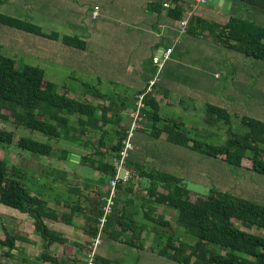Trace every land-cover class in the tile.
Segmentation results:
<instances>
[{"label":"trees","instance_id":"obj_1","mask_svg":"<svg viewBox=\"0 0 264 264\" xmlns=\"http://www.w3.org/2000/svg\"><path fill=\"white\" fill-rule=\"evenodd\" d=\"M169 2L172 4L170 8L165 7V0L151 2L148 8L157 12L166 9L167 15L177 21H182L192 13L187 34L194 37L212 36L227 49L264 60L263 25L208 5H200L195 10L193 5L196 0ZM233 2L234 5L238 4L241 7L252 6L264 9V0H233ZM0 23L61 40L70 47L86 48V42L80 37L61 35L58 32L47 33L41 26L1 12ZM168 97L167 92L163 96H154L152 93L146 95V107L142 110L146 122L139 121L138 129L145 127L146 124H152L151 134L155 138H160L165 133L167 140L173 144L191 148L234 166L243 167L248 158L251 168L257 173L264 174L263 120L243 116L242 124L248 128V132L240 135L231 127L232 115L229 110L209 103L206 114L207 124L214 125L221 121L228 127L229 133L223 144H209L191 136L184 129L186 128L184 122L163 117L162 103ZM112 105L113 103L107 107H97L89 102L69 97L65 93H59L54 82L45 80L43 69L30 65L17 67L15 60L3 55L0 47V120L12 119L18 126L43 133L51 142L61 139L78 142L81 136L88 135L91 141L87 144L89 147L94 143L93 139L97 138L98 143L91 148L90 154L82 158V163L99 171L103 183H110L115 177L117 171L114 159L120 155L129 132L118 126V129L107 130L98 137L92 134V131L102 127L101 122H104L103 125L106 124L110 112L111 117L117 118L120 125L126 104H119L116 107ZM134 107H137V104H134ZM100 109L102 115L97 117L96 114ZM74 116H77L76 120ZM15 139L16 134L13 130L0 127V149H6L15 143ZM109 141L111 143L108 146ZM17 143L30 151L33 157H53L61 150L53 142H43L28 136L21 137ZM62 152L64 158H67L69 151ZM9 163V160L0 156V204L30 214L34 219L37 233L44 239L46 249L49 250L55 243L68 242V238L51 229L45 219L63 220L71 224L76 212L79 211L78 207H73L70 214L63 216L49 209L44 199L32 195L18 180L15 168ZM126 166L132 173H138L147 180L146 196L150 198V202L177 211L175 223L166 219L164 215L154 219L160 227L155 231L160 241L156 245L152 244L150 250L182 263L194 261V264H264V235L250 232L254 226L264 229L263 203L216 189H212L208 194H200L191 190L183 178L169 172L156 168L147 170L143 164H135L132 168L127 162ZM133 186L131 180L127 185L121 184L119 194L123 189L132 193ZM108 193L109 189L106 192L96 190L93 195L86 196L85 214L88 219L84 231L87 234V256L94 251V240L100 233V219L106 204L103 196ZM81 203L83 204V201ZM144 230V227L137 222L136 214L131 212L127 205L123 208L115 205L103 232L113 240H121L129 246L145 249L146 245L142 242ZM17 239L16 235L0 233V248H8L5 251L7 256H14L13 250L18 249ZM40 259L46 263L60 264L59 259L48 251L43 252ZM94 260V264H128L121 260L103 258L97 253Z\"/></svg>","mask_w":264,"mask_h":264},{"label":"rangeland","instance_id":"obj_2","mask_svg":"<svg viewBox=\"0 0 264 264\" xmlns=\"http://www.w3.org/2000/svg\"><path fill=\"white\" fill-rule=\"evenodd\" d=\"M149 1L154 0H0L1 13L32 22L41 26L47 33L58 32L61 35L80 37L86 42L85 49L88 50V53L84 55V49L66 45L74 50L79 61L77 63L65 53L66 46L62 41L0 23L1 52L14 59L19 68L30 65L43 69L45 80L55 82L59 93H65L66 88L69 87L79 88L82 91H99L106 94L108 105L113 103L112 106L116 107L120 104L119 99L134 98L138 92V87L133 83V74L130 75V72L126 71L127 66H135L140 72H147L153 67L152 59H154L156 48L150 47L149 43L152 40L156 43L158 37L152 33L150 15L154 16V13L147 8ZM129 4H134L137 11L135 18L126 12ZM97 5L101 7V11L98 10V16H100L93 18ZM230 12L232 15L241 16L264 26V9L235 6ZM180 22L181 20L178 21L177 35L171 43L175 45L174 49L176 48L175 61L169 62L165 75L162 74L165 83L161 82L160 87L164 91H167L169 87L170 97L162 103L161 114L163 117L184 122L186 124L184 129L191 136L209 144L219 145L229 137L228 127L221 121L214 125L207 124V104L211 103L227 108L232 115V129L240 135L247 134L248 128L242 124L243 116L264 121V60L249 57L237 50L227 49L212 36L194 37L182 32ZM115 49H117L116 56ZM113 61H118L120 76L118 78L113 75ZM89 102L93 103V101ZM102 103L106 102L102 101ZM101 115L102 110L99 111V117ZM110 115L111 112L108 114L106 124L103 125L104 122H101L102 127L93 131L94 134L100 136L107 130L118 129L117 118H110ZM76 118L77 116H74V119ZM129 118L131 129L133 125L131 113ZM142 122L145 123L146 120L143 119ZM148 125L152 128V124H146V127ZM0 127L13 130L16 134L15 143L6 149H0V152L4 153L0 156L9 160L18 178L22 177V172L26 175L34 174V171L22 164L24 159L28 161L33 157L30 151L17 143L23 136L43 142H53L57 146L61 144V148L72 152L83 148L79 143L62 139L51 142L43 133L18 126L12 119H1ZM149 130L144 133L135 132L137 136L133 138V144L134 148L138 146L135 158L143 157L142 163L151 166L150 169L158 168L179 176L185 180L191 190L200 194H208L212 189H216L264 204V174L254 171L248 158L243 167L234 166L185 146L169 141L164 144L163 141H158ZM138 133H141V136ZM94 146V144L89 145L90 151ZM153 153H161L156 161L159 166L148 159V156ZM56 154L58 156V151ZM38 159L46 166V169H50L49 163L46 162L48 158L37 156L36 160ZM131 159L135 160L133 157ZM69 168L73 169V172L88 177L92 182L97 180L102 183L99 174L90 172L92 168H87L80 162L73 166L69 165ZM25 179L31 180V177L26 176ZM25 179L20 180L28 188L30 183ZM137 179L139 176L134 174L131 181ZM45 181L40 179L41 184L46 183ZM128 182L123 185H127ZM134 185L138 189L143 186L138 183ZM58 188V193L64 194L63 185H59ZM122 202L124 200L118 191L116 206L118 207ZM138 206L137 210L141 217L139 214L136 217L138 220H146L143 222L148 226L142 232V242L147 245L154 243L156 245L160 238L156 236L155 231L160 227L154 219L164 215L166 219L175 223L174 212L177 213V211L168 207H159L160 205L150 201H147L144 210L140 203ZM3 207L0 221L2 216L10 224H15L12 217L15 209ZM145 216L147 219L144 218ZM237 223L243 226L242 223L238 221ZM1 231L0 228V233ZM250 232L264 235V229L259 226H254ZM104 235L105 232L102 237ZM141 251L126 252L124 250L119 258L128 264H194V261L177 262L152 250ZM1 258L0 253V260ZM89 259L90 256H87L82 264H89Z\"/></svg>","mask_w":264,"mask_h":264},{"label":"crops","instance_id":"obj_3","mask_svg":"<svg viewBox=\"0 0 264 264\" xmlns=\"http://www.w3.org/2000/svg\"><path fill=\"white\" fill-rule=\"evenodd\" d=\"M156 1L158 0L149 1V3L156 2ZM165 1L169 2L170 0H165ZM148 5H147V8H148ZM193 6L195 10L199 8V6H196V2L194 3ZM233 6L235 7L239 5L238 4L234 5V2H233L232 7ZM220 8L215 7L214 9L222 10ZM99 10L101 11V7L99 8ZM95 11H96V8L92 15L93 18H99L100 15L99 16L96 15ZM151 11L154 13V16L150 15L151 16L150 25H152V29H153L152 33L158 37V41L155 43L151 39L152 42L149 43V46L150 47L155 46L156 48L155 55H156L157 53H160L162 50H165L173 46L171 45V43L174 37L177 35V28L179 24L177 20H174L167 15L166 9H163L162 12H157L153 10ZM126 12H128L131 17L135 18L137 11L134 8V4L132 5L129 4ZM150 30H151V27H150ZM58 41H61V40H58ZM64 50L66 54L71 56L72 60L74 59L75 62L77 63L79 62L78 57L75 56L74 54L75 53L74 50L70 49V47L68 46H66V49ZM116 51L117 49H115V56L117 55ZM175 51H176V48L174 49L171 59L165 64L161 72L162 78L157 83V85L155 86V90L152 93L154 96H163L164 93L167 92L170 97L169 87H167L168 89L167 91H164L160 87V84L161 82L165 83V78L162 76V74L165 75L167 64L169 62L175 61V58H174ZM86 53H88V50L84 49L83 54L85 55ZM152 66H153L152 69H148L147 72H143V71L140 72L137 70V67L131 66V65H128L126 68V71L130 72V75L133 74L134 76L133 83L138 87V92L134 98L125 97V98L119 99L120 105L123 103L126 104L125 105L126 108L124 109L123 114H122L123 115L122 122L119 125L121 128H124L126 131L130 130L129 121L131 122V120L129 118V113H131V111L135 108L134 104H136V102L138 101L139 94L144 91L149 80L153 76V72L155 70L154 59H152ZM118 69H119L118 61H113L112 63L113 75L116 76L117 78L120 77L118 73L119 71ZM65 94H67L69 97H72L80 101H84V102L93 101V103L92 102H89V103L97 107H100V106L107 107L108 106L107 103H109V101L105 98L106 94L101 93L99 91H96V92L82 91L79 88L69 87V88H66ZM169 97L167 99H169ZM102 101H105L106 103H102ZM99 111H101V109ZM99 111L96 114L97 117H99ZM110 118H112L111 115H110ZM93 125L96 126V124H93ZM148 129L150 130L152 129L151 125H148L147 127L145 126V127L139 128L136 130V132L140 131L141 133H144V131L146 130L148 131ZM141 133H138V134H140L141 136ZM92 134L97 136V134H94V133ZM136 136H137V133H135L134 139L136 138ZM156 139H158V141H163L164 144L168 142L167 134L165 133L160 138H156ZM89 141H90V138L88 135L81 136L80 140L76 143H79V145L83 146V148L81 149L79 148L77 151H74V152L66 148L65 149L61 148V144H60L58 147L61 148V150L58 151V156L57 154L56 155L54 154V156L56 157H53V158L46 157L48 158L46 162L49 163L50 169H46L45 168L46 166L43 165V163H41L40 159L36 160V157H32V160L26 161L27 159L26 160L24 159V161H22V164L26 165L29 170L34 171V174L26 175V173L22 172L23 175L22 177H19L18 180L21 179L22 181H24L23 179H25L26 176L31 177V180L25 179L26 182L30 183L28 188L26 187L24 182H22L21 180L20 181L22 182V184H24V186L29 190V192L32 195L40 196L42 199L46 201L48 208L51 210L57 211L60 216H63L64 214H67V213L70 214L72 212L73 207H78L79 211L76 212L75 217L73 218L74 221L71 224L63 220H54V219H49V218L45 219L47 225L51 229L64 234V236L68 238V242L61 243V244L55 243L52 246H50L49 250L45 248L44 239L37 233L35 226H34V219L30 214L21 212L20 210L13 208L15 209V211L12 217L14 220L13 222H15V224L14 223L10 224V222H8L4 217L1 216V221H0V228L2 230L1 233L2 234L9 233L11 235H16L18 237L16 241V245L18 249L13 250L14 256H7L5 254V251L8 250V248L7 247L0 248V253L2 257L0 260V264H51V263H46L45 261L40 259L41 254L45 251H48L52 256L57 257L59 259L60 264H82L85 262L86 257H87V254H86L87 234L84 231V227L88 219L85 214L86 208H87L86 207L87 206L86 196L93 195L96 190L106 192L109 189V182L100 183L97 180H95V182H92V180H89L88 177L78 174L76 172H73V169L69 168V165L73 166L74 164L79 163V162L83 164L82 158L85 155H88L91 153L87 145ZM93 141L94 143L92 144L98 143L97 138L93 139ZM110 143L111 142L109 141L108 146L110 145ZM137 148L138 146L136 145L135 148L131 151L132 153H130V157L128 160V164L132 168L135 166V164H143L142 163L144 160L143 157L139 159L135 158V151L137 150ZM63 150L69 151V154L78 155L79 161H72L69 157L64 159V156H63L64 152H62ZM160 155L161 153H158V154L153 153L152 155L148 156V159H150L152 163H155L154 165L159 166V164H156V161L160 157ZM131 157H133L135 160H132ZM143 165L146 167L147 170L151 168V166H147L145 164ZM90 172L92 173L96 172L97 174L101 176V173L99 171H95L93 168ZM136 175L139 176V179H137L136 181L135 180L131 181V183L132 184L138 183V184H142L143 186L138 189L134 185L132 193L125 192L123 189L119 195L122 196L124 202L120 203L118 207L123 208L125 205H127L129 209L131 208L133 210V211L131 210V212L137 215L139 214V210H137V207L139 208L138 206L139 203L142 209L144 210L146 209L145 206L147 204V201L150 200V198L146 196V186L148 182L146 181L145 178H142L138 173H136ZM40 179H45L46 183L41 184ZM141 181H143V183ZM61 184L63 185L62 189H63L64 194H60L57 191L59 189L58 186ZM51 185L53 186L52 188H51ZM160 190L162 191V188H160ZM82 201H83V204L81 203ZM1 205L6 206L4 204H1ZM1 205H0V213L2 214L4 207ZM133 206H135V208H132ZM159 207L167 208L163 205H160ZM174 214L175 216L177 215V213L175 212ZM144 218L147 219L146 216ZM136 220L140 224L141 227H144V229H147L146 227L148 226H146V223L143 222L146 220L144 219L138 220L137 217H136ZM142 237H143V234H142ZM145 245H146L145 249H138L132 246L128 248L129 245H127L126 243L122 242L121 240H113L110 238L109 235H107V233H105L104 237H101V243L97 248V255L103 258H107V259L123 261L122 258H119V257L121 253L124 252V250H126V252L129 250L130 251L133 250L135 252H138L141 250H142L141 252H143L146 249L150 250L149 247L152 245H147V244Z\"/></svg>","mask_w":264,"mask_h":264},{"label":"built area","instance_id":"obj_4","mask_svg":"<svg viewBox=\"0 0 264 264\" xmlns=\"http://www.w3.org/2000/svg\"><path fill=\"white\" fill-rule=\"evenodd\" d=\"M209 3L208 0H196V6L200 5H207ZM166 8H170L172 4L170 2H166ZM195 6V7H196ZM99 7H96L95 14L98 15ZM191 13L188 14L181 22L180 25L182 27V32L187 31V26L189 22V18ZM174 46L162 50L160 53H157L154 57V64H155V73L152 79L149 80L145 90L139 94L137 107L131 111V115L133 116V125L128 132L127 138L124 140V147L120 152V155L114 159L115 166H116V175L110 180L109 183V193L104 197L106 200V204L104 206V214L100 219V233L98 237L94 240L95 246L94 251L89 255V264L95 263V254L97 253V248L101 243V237L103 234V230L105 224L108 220V217L113 213L116 199L118 197L119 186L123 183H126L132 179L134 173L130 169L127 168V162L130 157L131 151L134 149L133 138L135 135L136 130L138 129L139 121L143 120V113L142 110L146 107L145 97L146 95L153 93L155 90V86L157 85L158 81L160 80L161 72L165 66V64L171 59V56L174 52Z\"/></svg>","mask_w":264,"mask_h":264},{"label":"water","instance_id":"obj_5","mask_svg":"<svg viewBox=\"0 0 264 264\" xmlns=\"http://www.w3.org/2000/svg\"><path fill=\"white\" fill-rule=\"evenodd\" d=\"M207 5L211 8L221 7L225 13H229L233 5V0H209ZM68 157L72 161H79V157L76 154H69Z\"/></svg>","mask_w":264,"mask_h":264}]
</instances>
